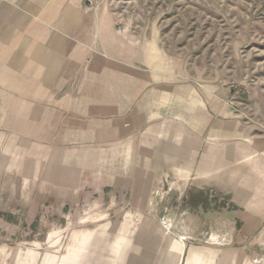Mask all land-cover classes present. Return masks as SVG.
Returning <instances> with one entry per match:
<instances>
[{
  "label": "crops",
  "instance_id": "crops-1",
  "mask_svg": "<svg viewBox=\"0 0 264 264\" xmlns=\"http://www.w3.org/2000/svg\"><path fill=\"white\" fill-rule=\"evenodd\" d=\"M92 11L84 0H0V139L29 143L32 163L43 154L33 185L51 189L95 176L151 187L171 172L191 187L193 211L205 204L214 233L236 242L228 264H257L262 122L230 87L183 84L150 47L119 50L112 19Z\"/></svg>",
  "mask_w": 264,
  "mask_h": 264
},
{
  "label": "rangeland",
  "instance_id": "rangeland-1",
  "mask_svg": "<svg viewBox=\"0 0 264 264\" xmlns=\"http://www.w3.org/2000/svg\"><path fill=\"white\" fill-rule=\"evenodd\" d=\"M84 2L112 19L119 50L150 47L183 84L230 87L264 126V0ZM28 145L0 139V264H228L236 242L173 173L151 187L95 176L51 189L33 185L45 159L32 163Z\"/></svg>",
  "mask_w": 264,
  "mask_h": 264
}]
</instances>
